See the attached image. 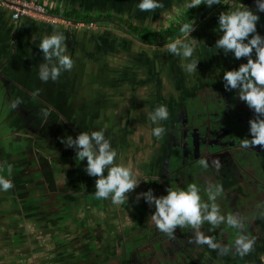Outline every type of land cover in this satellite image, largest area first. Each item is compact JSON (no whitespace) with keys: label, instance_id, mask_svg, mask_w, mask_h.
Masks as SVG:
<instances>
[{"label":"flooded vegetation","instance_id":"flooded-vegetation-1","mask_svg":"<svg viewBox=\"0 0 264 264\" xmlns=\"http://www.w3.org/2000/svg\"><path fill=\"white\" fill-rule=\"evenodd\" d=\"M48 1L56 6L57 15H72L78 28L109 32L120 52L140 51L139 59L130 56L135 76L131 74L134 84L127 93L126 111L133 113L129 116L133 125L120 127L108 121L98 126L79 111L68 120L77 135L103 130L116 150L114 163L129 167L140 183L122 204L98 199L96 177L86 174V159H76L74 150L61 142L62 132L42 144L25 130L20 142L12 141L6 148L0 164V176L12 181V188L0 191V264H175L197 239L196 233L206 238L214 234L206 230V221L177 226L172 236L159 231L151 219L154 207L142 197L137 200V193L151 188L160 196L168 187L195 184L201 200L216 203L227 218L230 201L240 204L245 188L264 184V148L241 145L242 139L251 138L248 121L254 113L236 90L225 91L222 81L223 71L246 59L226 56L214 47L222 34L217 17L228 10L220 4L207 9L200 5L196 13L184 7L186 0H160L161 7L145 12L135 7L138 0H84L81 6ZM257 14V32L264 36V12ZM192 21L189 35L198 40L194 56L199 62L198 73L189 75L180 67L182 58L164 45L184 39L179 28ZM161 104L169 116L157 122L164 128L157 138L151 131L157 125L148 113ZM1 121L0 126H13L12 119ZM35 124H41L40 119ZM220 185L224 188L208 201L209 193Z\"/></svg>","mask_w":264,"mask_h":264},{"label":"water","instance_id":"water-1","mask_svg":"<svg viewBox=\"0 0 264 264\" xmlns=\"http://www.w3.org/2000/svg\"><path fill=\"white\" fill-rule=\"evenodd\" d=\"M67 2L68 5L84 4V0ZM47 6L54 8L50 4ZM239 6L240 9L248 7L252 11L257 10L255 0H240ZM57 14L51 16L66 19ZM102 30L85 27L71 29L30 19L16 21L11 18L9 10L0 7V121L12 119L9 123L13 124L9 128L6 124L0 126V164L7 156L6 148L12 141L20 142L25 130H29L31 137L42 144L61 132V138L68 135L75 138L77 132L69 127L68 121L73 115L82 113L83 117L98 126H104L108 121L120 127L133 125L129 117L133 113L126 111L129 106L127 93L133 90L132 77L135 76V72L130 71L134 67L130 56L139 59L140 51L125 48L120 52L114 48L118 45L113 43L111 34ZM54 31L65 35L66 53L72 57L74 65L70 71L61 72L57 80L44 82L38 77L39 65L44 57L37 45L40 38ZM112 74L113 78L109 79ZM131 74L134 75L131 77ZM36 90H39L38 94L33 95ZM17 98L21 104L12 109L9 101ZM42 108L49 109L47 120L41 117L39 110ZM38 119L41 124L33 125ZM50 119L53 123H49ZM42 132L46 134L42 135ZM243 191L239 195L242 202L236 204V200L230 201L227 210L228 216L241 222L240 227L227 225L218 236L208 239L216 245L210 248L206 246L208 243L201 242L203 240L197 234L201 241H192L191 246L176 258L175 264H200L207 247L221 264L264 263V184L261 188H245ZM241 236L253 241L251 249L243 255L236 244Z\"/></svg>","mask_w":264,"mask_h":264},{"label":"clouds","instance_id":"clouds-1","mask_svg":"<svg viewBox=\"0 0 264 264\" xmlns=\"http://www.w3.org/2000/svg\"><path fill=\"white\" fill-rule=\"evenodd\" d=\"M205 4L211 7L220 3V0H186L185 8L191 9ZM257 12H264V0H255ZM135 7L140 11H150L161 7L160 0H138ZM248 7L235 10L221 11L217 17L218 29L222 33L215 41L214 47L222 50L227 56L229 53L239 60L245 58L246 62L240 63L237 68L223 71L222 81L225 91L236 90L239 99L254 113V118L249 119L248 131L250 139H242L243 147L259 145L264 148V36L257 32L259 15ZM15 19V16H13ZM194 30V22L183 23L179 31L185 37L164 45L171 54L182 58L181 69L189 75L197 74L199 60L194 56L198 40L189 34ZM251 34V35H250ZM65 35L54 31L45 35L38 41V48L42 50L44 61L40 63L38 77L41 81H55L63 71L73 68L74 60L66 53L67 45ZM35 41V37L33 36ZM36 90L33 95L38 94ZM10 107L16 109L21 104L19 98L9 101ZM41 117L47 120L49 109L39 110ZM169 112L166 105H159L148 113V119L157 125L152 128V135L159 138L164 132L159 121L167 120ZM61 142L72 148L79 161L86 159L85 172L90 177H96L94 195L98 199H111L112 204H122L128 201V193L133 191L140 183L132 170L124 165L114 163L117 156L116 150L111 147L105 138L103 130L79 132L61 138ZM9 173L12 165H7ZM106 172V175L104 174ZM12 188V181L0 176V191ZM222 190L216 186L215 192H210L208 201H214L215 196ZM143 198L149 207H154L151 219L156 228L169 235L177 226L199 225L204 221L215 226L221 222L239 228L241 222L229 215L221 216L218 205L214 202L205 203L201 200L200 189L195 184H189L184 189L167 188L165 195L156 196L151 188L137 193V200ZM199 240L200 238L197 237ZM204 243L210 247L215 244L205 238ZM253 241L243 236L237 239L238 250L243 255L252 246Z\"/></svg>","mask_w":264,"mask_h":264},{"label":"built area","instance_id":"built-area-1","mask_svg":"<svg viewBox=\"0 0 264 264\" xmlns=\"http://www.w3.org/2000/svg\"><path fill=\"white\" fill-rule=\"evenodd\" d=\"M0 7L10 11L11 18L15 16L16 21L30 19L43 23H63L73 26L72 22L67 19H61L51 16L48 8L36 0H0Z\"/></svg>","mask_w":264,"mask_h":264},{"label":"crops","instance_id":"crops-1","mask_svg":"<svg viewBox=\"0 0 264 264\" xmlns=\"http://www.w3.org/2000/svg\"><path fill=\"white\" fill-rule=\"evenodd\" d=\"M36 1H38V0H36ZM240 0H220V3H217V4H214V5H219L220 4V6L223 8V10H235L236 8H238V7H240L239 5L237 6V4H238V2H239ZM39 2H41V3H43V4H45L44 3V1H39ZM47 4H50L49 2H47L45 5H47ZM54 4V3H53ZM51 5V4H50ZM54 5H56V4H54ZM53 6V5H52ZM201 6H205V4H201ZM54 8L53 9H55L56 8V6H53ZM207 8H209L208 6H206V9ZM200 9H201V7L199 8V7H195V8H191L190 10H192V11H195L196 13L197 12H199L200 11ZM219 9H221V8H219ZM219 9H217L218 11H220ZM75 12H77V11H75ZM179 12H180V10H179ZM180 13H182V12H180ZM67 19V18H66ZM72 23H73V21H74V23H76V21L75 20H73V19H69ZM183 20V19H182ZM34 21V20H33ZM40 22V21H39ZM47 24H51V25H54V24H59V25H61V26H66V27H68V25L67 24H63V23H47ZM78 28V26H75V25H73V26H71V29H77ZM93 29H96V28H93ZM218 211H220V210H218ZM223 213V211H220L219 212V214H222ZM228 216V215H227ZM204 225L206 226V230L207 231H210V233L212 234V229L213 228H215L217 225H215V226H213V225H211V224H207L206 222H204ZM221 230H223V229H225V228H227V223L226 222H222L221 223ZM196 234H198V233H196ZM198 237V236H197ZM210 237V236H209ZM206 237L205 236H201V240H204ZM207 239H209V238H207ZM200 239H199V242L201 241ZM206 244V243H205ZM206 246H208L209 248H210V246L209 245H206ZM206 248V255L205 256H203V258H202V262H200V264H221V261H220V259H218V258H216L215 257V255L213 254V253H211V251L209 250V248ZM235 264H242V263H236L235 262ZM255 264H264V263H262V262H259V263H255Z\"/></svg>","mask_w":264,"mask_h":264},{"label":"rangeland","instance_id":"rangeland-1","mask_svg":"<svg viewBox=\"0 0 264 264\" xmlns=\"http://www.w3.org/2000/svg\"><path fill=\"white\" fill-rule=\"evenodd\" d=\"M4 9H5V8H4ZM67 20H69V19H67ZM73 23H74V21H73ZM73 23H72V24H73ZM73 25H76V23H74ZM68 27L71 28L70 25H68ZM80 27H81V26H80ZM81 28H83V27H81ZM85 28H86V26H85ZM89 29H93V28L90 27ZM205 177H206V175H205L203 178H205ZM207 178H208V177H206V179H207ZM42 193H43V192H42ZM206 223L209 224L207 221H206ZM211 231H212V234H214L215 236H216V235L218 236V235L220 234V230L217 229L216 227L213 228ZM0 245H1V244H0ZM11 250H12V248H10V252H11Z\"/></svg>","mask_w":264,"mask_h":264},{"label":"trees","instance_id":"trees-1","mask_svg":"<svg viewBox=\"0 0 264 264\" xmlns=\"http://www.w3.org/2000/svg\"><path fill=\"white\" fill-rule=\"evenodd\" d=\"M42 4H43V3H42ZM43 5H45V4H43ZM45 6L48 8V10L50 11V13H51V14H53V13H55V14H56V13H57L55 10H53V9H50V8H49L47 5H45ZM71 16H72V15H71ZM71 16H68V17H67V19H70V18H71ZM72 17H73V16H72Z\"/></svg>","mask_w":264,"mask_h":264}]
</instances>
